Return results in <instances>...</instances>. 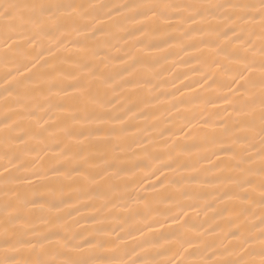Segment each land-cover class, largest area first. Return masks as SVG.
Instances as JSON below:
<instances>
[{
	"label": "snow or ice",
	"instance_id": "1",
	"mask_svg": "<svg viewBox=\"0 0 264 264\" xmlns=\"http://www.w3.org/2000/svg\"><path fill=\"white\" fill-rule=\"evenodd\" d=\"M173 52L228 105L195 145ZM0 60V264H264V0H0Z\"/></svg>",
	"mask_w": 264,
	"mask_h": 264
},
{
	"label": "bare ground",
	"instance_id": "2",
	"mask_svg": "<svg viewBox=\"0 0 264 264\" xmlns=\"http://www.w3.org/2000/svg\"><path fill=\"white\" fill-rule=\"evenodd\" d=\"M93 3H128L130 0H91ZM180 2V0H177ZM58 54V53H57ZM161 56L163 54H160ZM47 56V54H46ZM173 60H175V64H173ZM191 61V62H188ZM196 67V63L194 60H191V57H185V61L182 62L179 60L178 56L173 52L167 61L164 59H160L159 64L157 65L158 70V78L155 81L160 85V89L163 90V95L168 96L169 93L175 92L176 96L179 98L174 103H177L181 111L176 113V115H168L166 114L163 117V121L169 123H161V128L170 127L171 132H175L179 135L178 121H183V123L188 125V128L192 129L191 134L185 140L180 141L181 143H187L189 145H195L199 143L200 137L205 132H211L213 127H219L222 123L221 117L216 115L217 112H220L223 115V109L227 108L228 105L224 104L222 101H217L219 107L213 108L211 105L204 104L200 97L205 98H215L216 89L220 88L219 84L213 85L212 89H208L205 93L200 89L198 81L202 82L201 74L194 70ZM13 70V66L11 64L6 65L2 60H0V77L6 71ZM3 80L0 79V87L3 85ZM173 84L176 85L173 88ZM207 87V86H205ZM179 89V91L177 90ZM196 89V91H193ZM223 93H227V88H223ZM181 92H183V96H181ZM170 98V97H169ZM183 101V103H181ZM163 107H168L167 105ZM175 112V109H172ZM230 111V109H229ZM208 120L210 127H202L204 125L205 120ZM190 122V123H189ZM195 125V127H193ZM188 128H185V131H188ZM170 132H166L165 136H170ZM172 139H176L175 136ZM164 140H160V144L163 145ZM167 172L168 170L165 169ZM139 176H143V173H138ZM169 175H172L169 173ZM152 180L155 181V177H152ZM145 185L148 184V181H144ZM150 191V189H148ZM212 213L209 212V218ZM205 217L202 215L199 217L200 221H204ZM86 226L91 225L92 221L86 219L84 221ZM115 227V225H113Z\"/></svg>",
	"mask_w": 264,
	"mask_h": 264
}]
</instances>
